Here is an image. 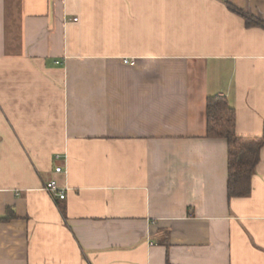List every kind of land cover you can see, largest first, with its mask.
I'll return each mask as SVG.
<instances>
[{"label":"crops","instance_id":"crops-1","mask_svg":"<svg viewBox=\"0 0 264 264\" xmlns=\"http://www.w3.org/2000/svg\"><path fill=\"white\" fill-rule=\"evenodd\" d=\"M229 5L264 22V0H0V264H264V145L229 197L206 136L212 95L263 132L264 27Z\"/></svg>","mask_w":264,"mask_h":264},{"label":"trees","instance_id":"trees-1","mask_svg":"<svg viewBox=\"0 0 264 264\" xmlns=\"http://www.w3.org/2000/svg\"><path fill=\"white\" fill-rule=\"evenodd\" d=\"M229 8L241 15L247 26L264 22L232 5ZM206 136L223 138L227 142V194L229 197H242L251 190V177L259 162L260 150L264 145V124L261 136L243 137L235 133L236 113L223 96L212 95L206 99ZM11 209L1 219L13 218Z\"/></svg>","mask_w":264,"mask_h":264},{"label":"built area","instance_id":"built-area-1","mask_svg":"<svg viewBox=\"0 0 264 264\" xmlns=\"http://www.w3.org/2000/svg\"><path fill=\"white\" fill-rule=\"evenodd\" d=\"M75 20V18H74ZM125 63H128L130 61H128L127 59L124 60ZM60 156L57 155V158H59ZM55 171L57 173H61L62 167L61 166H57L55 167ZM44 190H46L48 193L57 196L58 198H64L65 197V191L66 188L65 187H60L57 183V181L55 179H51L50 181H48L45 185H44Z\"/></svg>","mask_w":264,"mask_h":264}]
</instances>
